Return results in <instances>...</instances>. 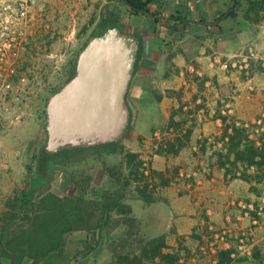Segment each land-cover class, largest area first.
I'll list each match as a JSON object with an SVG mask.
<instances>
[{
    "label": "crops",
    "instance_id": "0c3cea01",
    "mask_svg": "<svg viewBox=\"0 0 264 264\" xmlns=\"http://www.w3.org/2000/svg\"><path fill=\"white\" fill-rule=\"evenodd\" d=\"M148 1L149 11L137 15L121 0H80L75 8L80 30L118 27L139 43L126 95L128 153L150 152L155 131L170 132L175 145L172 154L152 153V202L136 196L138 215L128 205L150 224L152 237H164L162 253L177 255L178 264H218L219 253L228 250L229 264H264V216L253 227V213L244 208L264 195V166L238 156L246 145L264 146V120L260 130L255 125L264 115V66L253 63L250 77L238 68L249 45L264 59V11L247 20L246 0H238L233 19L227 16L236 0ZM231 138L237 143L232 150ZM180 170L190 178H180ZM228 225L254 228L252 254L234 256L235 235L217 241L214 256L202 255L200 248Z\"/></svg>",
    "mask_w": 264,
    "mask_h": 264
},
{
    "label": "trees",
    "instance_id": "16d2710c",
    "mask_svg": "<svg viewBox=\"0 0 264 264\" xmlns=\"http://www.w3.org/2000/svg\"><path fill=\"white\" fill-rule=\"evenodd\" d=\"M129 6L132 14H142L148 12L149 1L142 0H121ZM239 2L236 0L233 10L227 17L237 18L236 7ZM245 18L248 14L264 11V0H246ZM247 15V16H246ZM106 28L99 29L91 34L101 36L106 32ZM89 37V38H90ZM87 41L82 43V48ZM76 55L71 62L69 78L76 72ZM67 80V81H68ZM129 128V127H128ZM235 130V137L239 136ZM237 132V135H236ZM230 150L237 146L231 138ZM110 146V145H109ZM99 147L79 149L73 152H66L60 155V162L79 156L89 151L96 155ZM122 145L107 148L108 152L122 151ZM160 154H172L176 152L175 145L168 142L166 146L157 150ZM248 164H255L258 168L264 166V146L255 148L254 145H246L245 151L238 155ZM95 157V156H94ZM98 158V157H97ZM137 154H126V165L129 167V176L137 180L136 196L146 203H150L151 198L147 193L149 184L144 183L143 177L138 179L141 161ZM256 158H259L255 160ZM33 160L38 162L37 175L40 179H45L48 165L46 160L39 159L33 155ZM100 159V158H98ZM106 175L113 180L115 190L104 193L101 199L86 201L85 193L88 189L90 177L72 176V182L77 189L74 197H60L55 193L43 189L44 180L39 186L35 184L34 172L31 165L27 166V178L33 185L29 189L15 191L14 195L6 202V211L1 217L0 226V264H24L26 260L30 264H96L95 254L104 245L110 248V260L114 264H178L179 257L171 253H162L165 245L164 237H152L149 223H144L136 217L129 205L125 204L128 194V187L131 185L129 176L116 173L113 167L102 163ZM262 175L259 176V179ZM71 208L74 214L70 223H63L61 219L54 222V226L49 230L50 223L45 222L46 217L51 214L62 216ZM97 214L98 218L93 226H89V220ZM46 226V227H45ZM48 226V227H47ZM119 232L112 236V232ZM77 231H86L84 238L71 241L70 237ZM72 242V243H71ZM231 251H221L218 255V264H229L232 262ZM255 262L262 263L258 253L253 254ZM243 260V259H242Z\"/></svg>",
    "mask_w": 264,
    "mask_h": 264
},
{
    "label": "rangeland",
    "instance_id": "374dc122",
    "mask_svg": "<svg viewBox=\"0 0 264 264\" xmlns=\"http://www.w3.org/2000/svg\"><path fill=\"white\" fill-rule=\"evenodd\" d=\"M17 1L0 0V11L7 3L15 4ZM69 3L70 14L81 4H91L90 0H82L80 5V0H69ZM53 7L59 8L61 6L57 3ZM80 19L79 14L78 23L82 27ZM69 21H71L70 17ZM25 29L23 36L27 37L30 35L31 28ZM92 31L93 27L79 30L77 41L68 48L63 46L59 39L53 45L52 51L50 48L35 46L33 42L27 49L8 48L0 45V226L2 225L1 217L6 211V202L14 195L15 191L24 188L29 189L33 186L27 178L28 165L32 166L34 172V180L36 181L34 185L39 186L44 180L43 189H48L60 197L77 195V189L71 180L73 175L76 179L90 177L85 193L86 201L99 200L104 193L115 190L113 180L103 176L106 173L102 163L113 167L117 174L121 173L124 177L129 176V167L126 165V154L129 148L125 144V135L118 144L122 145V151L108 152L107 148L116 147V145L107 144L99 146L96 155L89 151L63 162H60V155H56L54 157L55 162L48 171L47 179L39 178L37 175L38 162L32 159L33 155L39 158L40 151L46 141L45 123L47 121L46 105L48 98L57 91L56 89L59 90L63 86L64 80L61 73L72 68L71 62L82 49V43L88 41ZM60 32L59 30L54 32L56 37L61 36ZM37 33L41 35L42 31L38 30ZM36 40L38 39L36 38ZM50 54L55 57L53 59L56 61L47 57ZM138 155L142 173V164L145 158L150 157V152L146 150ZM149 161V166L152 169V160ZM138 177V179L143 177V181L146 180L141 174ZM129 179L131 185L128 187L125 204L133 205L134 213L138 215L137 211L140 209L135 201L137 180L133 176H129ZM140 183L138 185L143 186ZM68 207L67 212L62 216L53 213L46 217L45 222L50 223L49 230L52 229L57 219H61L63 223L71 222L74 214L70 212V206ZM97 218V214L93 215L89 220V226H93ZM118 232V230L113 231L112 236ZM86 233V231H77L70 239L73 242L76 239L84 238ZM109 248L108 245H104L102 249L97 251L94 257L96 264H114L110 260ZM24 264H30V261L26 260Z\"/></svg>",
    "mask_w": 264,
    "mask_h": 264
},
{
    "label": "water",
    "instance_id": "95a60500",
    "mask_svg": "<svg viewBox=\"0 0 264 264\" xmlns=\"http://www.w3.org/2000/svg\"><path fill=\"white\" fill-rule=\"evenodd\" d=\"M139 43L118 27L92 36L79 51L75 75L48 98L46 141L39 158L118 145L131 122L126 95Z\"/></svg>",
    "mask_w": 264,
    "mask_h": 264
},
{
    "label": "built area",
    "instance_id": "2783aa9c",
    "mask_svg": "<svg viewBox=\"0 0 264 264\" xmlns=\"http://www.w3.org/2000/svg\"><path fill=\"white\" fill-rule=\"evenodd\" d=\"M79 1V0H78ZM59 4L60 10H65L71 21L65 29L60 32L61 36L56 39H60L63 46L66 48L70 47L71 44L75 43L78 39L79 27V12L74 9L73 13L70 14L69 0H18L15 4L7 3L0 11V45L4 47H20L22 49H27L31 42L34 41L33 37L37 36V31H42L41 35L49 32L48 24L45 23V16L50 8H55L56 4ZM25 28L30 29V35L27 37L23 36V30ZM55 31H52V35H55ZM39 36V35H38ZM55 39V38H54ZM48 58H54V56L47 55ZM240 62L238 63V68L243 71L246 77H250L252 73L253 63L260 61L262 66H264V59H261L252 45L247 46V48L239 55ZM264 120V115L260 117L256 126L257 129H261V125ZM152 148L150 149V157L145 158L142 164V173L146 180L142 181L140 184L148 183L149 187H153V177L151 167L149 163L152 159V153L160 147H165L170 139V132L155 131L152 136ZM180 178L188 179L190 176L186 174L183 170L178 173ZM246 209L247 215L253 213L251 216V222L253 227H257L260 224V219L264 216V195L260 197L257 204H251ZM254 228L241 230L238 226L231 227L225 226L219 231L215 232V237L212 242L207 246H202L200 252L204 256H214L217 252V241L226 242L227 239L236 235L237 245L234 256H250L253 251V243L251 237H253Z\"/></svg>",
    "mask_w": 264,
    "mask_h": 264
},
{
    "label": "flooded vegetation",
    "instance_id": "af4514ba",
    "mask_svg": "<svg viewBox=\"0 0 264 264\" xmlns=\"http://www.w3.org/2000/svg\"><path fill=\"white\" fill-rule=\"evenodd\" d=\"M44 21H45V23L48 24L47 29L49 32H46V33L39 35V36L38 35L34 36L33 37V39H34L33 44L35 46L39 45V46L44 47V48H50L52 51L53 45L58 40V39H54L57 37H56V34L52 35V31H55V32L58 30L63 31L69 23V15L64 9L60 10L59 8H50V9H48V11L46 13ZM97 30H99V29L98 28L94 29L92 31V33L97 31ZM36 38L38 40H36ZM53 61H56V60L53 59ZM69 75H70L69 68H68V70H65L61 73V77L64 80L63 81L64 83L68 80ZM56 90H58V89H56ZM54 157H55V155H45V156H42L39 158L42 160H46L45 164L48 165V169L46 171L45 179L48 178V171H49V169H51V167L53 166V164L55 162Z\"/></svg>",
    "mask_w": 264,
    "mask_h": 264
}]
</instances>
